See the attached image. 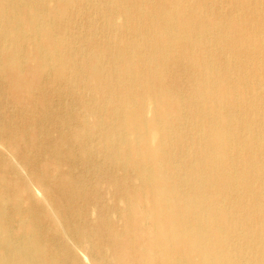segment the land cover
I'll use <instances>...</instances> for the list:
<instances>
[{"label": "bare ground", "instance_id": "bare-ground-1", "mask_svg": "<svg viewBox=\"0 0 264 264\" xmlns=\"http://www.w3.org/2000/svg\"><path fill=\"white\" fill-rule=\"evenodd\" d=\"M82 257L264 264V0H0V264Z\"/></svg>", "mask_w": 264, "mask_h": 264}, {"label": "rangeland", "instance_id": "rangeland-1", "mask_svg": "<svg viewBox=\"0 0 264 264\" xmlns=\"http://www.w3.org/2000/svg\"><path fill=\"white\" fill-rule=\"evenodd\" d=\"M82 260H85V261H83L84 264H91L90 261H89V259H87V261H86V259L82 257ZM86 262H87V263H86Z\"/></svg>", "mask_w": 264, "mask_h": 264}]
</instances>
